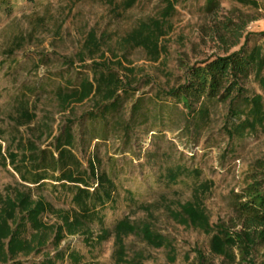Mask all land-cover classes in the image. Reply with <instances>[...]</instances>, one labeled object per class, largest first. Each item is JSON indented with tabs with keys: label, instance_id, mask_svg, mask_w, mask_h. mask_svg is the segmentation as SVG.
<instances>
[{
	"label": "trees",
	"instance_id": "1",
	"mask_svg": "<svg viewBox=\"0 0 264 264\" xmlns=\"http://www.w3.org/2000/svg\"><path fill=\"white\" fill-rule=\"evenodd\" d=\"M135 1L123 0L121 7L128 9ZM219 1L204 0L203 11L216 13ZM235 1L257 7L260 0ZM165 2L157 17L139 21L122 38L124 46L141 48L153 61L160 54L163 26L174 14L177 0ZM0 3L5 4L6 0ZM236 32L240 40L242 32L240 29ZM248 37L249 33H246L235 51L188 65L180 83L167 88L156 87L150 94L136 92L138 85L133 67L104 59L101 51L103 36L98 37L91 31L84 48L91 57L99 54L101 60L92 59L91 63L85 64L84 58H79L82 69L78 75L65 77L60 74L61 79L54 84L52 93L60 111H67L87 98L92 100V109L78 117L66 118L56 134L48 132L46 146L39 143L42 135L24 139L13 131L10 146L4 153L0 151L1 165H9L25 185L23 189H13L12 194L0 196V262L39 253L51 244L53 255L47 252L40 261L31 264H57L66 259L69 264H92L78 251L59 248L61 240L76 234L88 248L113 236L116 264H143L142 253L129 257L126 252L123 239L129 235L138 237L148 246L165 247L172 252L169 237L153 228L151 203H143L131 193L129 203L149 211L150 218L137 221L124 215L116 218L111 227L106 225L105 209L113 210L116 206L117 185L113 179L116 173L113 168L109 171L100 168L102 161L97 154H91L84 165L78 155L79 146L91 142L95 145L112 138L120 142L115 153L134 156L131 140L140 127L151 132L154 138H161L164 130H176L178 137L195 141L210 124L212 109L218 103L225 108L221 131L228 140L255 133L264 124L263 96L245 84L252 77L264 91V47L259 43L248 45ZM64 63L70 68L73 60L66 58ZM32 91L29 88L30 94ZM28 94L24 93L15 107L16 113L12 117L15 129L28 125L36 117V108L29 105ZM128 100L131 105L124 116L122 105ZM3 134L0 130V138ZM258 167L260 172L248 173L244 186L231 191V206L238 218L234 225L209 222L203 199L211 189L212 181L202 178L199 168H189L177 161L163 166L158 180L169 190L188 179L190 199L166 201L164 193H159L163 208L176 223L207 234L210 254L222 258L225 264H255L253 254L264 242V179L261 177L264 163L258 162ZM47 184L54 189L60 188L69 197V210L54 208L41 194L33 197L32 191H40ZM47 214L55 215L59 223L46 224L42 218ZM92 225H96V233ZM194 252V260L185 264L211 263L201 251Z\"/></svg>",
	"mask_w": 264,
	"mask_h": 264
},
{
	"label": "rangeland",
	"instance_id": "2",
	"mask_svg": "<svg viewBox=\"0 0 264 264\" xmlns=\"http://www.w3.org/2000/svg\"><path fill=\"white\" fill-rule=\"evenodd\" d=\"M122 1L6 0L5 4L0 3V130L4 131L0 138L1 153L10 146L13 131L24 139L42 135L39 143L46 146L48 132L56 134L66 118L78 117L92 109V100L87 98L67 111H60L52 93L54 84L61 79L60 74L65 77L78 75L82 69L79 58L83 57L85 64L91 63L92 59L101 60L99 54L91 57L84 48L91 31L98 37L103 36L101 51L105 60L134 68L137 93L152 94L156 87L177 85L188 65L237 50L246 33H249L248 45L259 43L264 47V0H260L257 7L235 0H220L214 14L203 11L204 0H177L174 14L163 26L160 54L153 61L141 48L124 46L122 38L139 21L157 17L166 0H136L128 9L121 7ZM238 29L242 32L240 40ZM66 58L73 60L70 68L64 63ZM146 81L150 82L144 85ZM245 85L261 94L264 101V91L252 77ZM29 88L33 90L31 94ZM24 93H29L27 100L36 108V117L28 125L15 129L12 117ZM130 105L131 100L122 105L124 116ZM224 114V105L216 104L210 124L195 141L178 137L176 130H164L161 138H154L151 132L137 128L131 140L134 156L115 153L120 142L112 138L95 145L91 142L79 146L78 155L84 165L91 154H97L102 161L100 168L106 171L113 168L116 173L113 175L117 185L116 206L113 210L105 209L106 225L111 227L116 218L124 215L137 221L149 219V211H152L153 228L167 235L172 242L171 252L165 247L148 246L138 237L129 235L123 239L129 257L140 252L144 257L143 264H185L194 260V250H199L210 264H225L222 258L210 254L207 234L176 223L163 208L159 193H164L166 201L190 199L189 180H182L169 190L158 180L162 167L172 161L199 168L201 177L212 181L211 189L203 199L209 222L236 224L238 218L231 206V191L244 186L248 173L261 171L258 162L264 163V124L255 133L228 140L221 131ZM262 170L264 179V167ZM24 187L12 168L0 163V196ZM129 193L143 203H151L149 211L131 205ZM39 194L56 209H70L69 197L60 188L54 189L47 184L40 191H32L33 197ZM42 220L49 225L59 223L53 214L43 216ZM92 230L96 233V225H92ZM59 248L78 251L92 264H116L113 236L93 248L86 247L80 235L66 236L60 241ZM53 249L47 244L39 253L19 255L15 260L0 264L17 261L31 264L40 261L47 252L53 255ZM253 257L255 264L264 262V242L257 246ZM57 264H69V260Z\"/></svg>",
	"mask_w": 264,
	"mask_h": 264
}]
</instances>
